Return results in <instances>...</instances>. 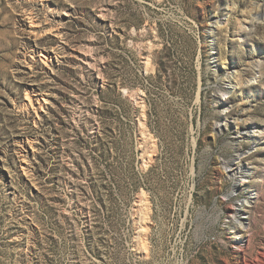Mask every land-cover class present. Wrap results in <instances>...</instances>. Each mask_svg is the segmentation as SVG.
<instances>
[{
  "label": "rangeland",
  "instance_id": "rangeland-1",
  "mask_svg": "<svg viewBox=\"0 0 264 264\" xmlns=\"http://www.w3.org/2000/svg\"><path fill=\"white\" fill-rule=\"evenodd\" d=\"M263 10L0 0V264H264Z\"/></svg>",
  "mask_w": 264,
  "mask_h": 264
},
{
  "label": "bare ground",
  "instance_id": "bare-ground-1",
  "mask_svg": "<svg viewBox=\"0 0 264 264\" xmlns=\"http://www.w3.org/2000/svg\"><path fill=\"white\" fill-rule=\"evenodd\" d=\"M264 11V10H263ZM257 13V12H256ZM261 14H260V12H258L256 15H252V13H247V15H246V17H245V20H251V22L252 21H255V20H258V19H260L261 18V16H260ZM215 24L218 26L219 25V22L218 21H216L215 22ZM32 25V24H31ZM244 27H242L241 28V30L239 31V33H238V36L239 37H241L243 34H244ZM211 31H213L212 29H211ZM29 95V94H28ZM27 96V95H26ZM29 99V98H28ZM239 156H241V154H239ZM238 168V167H237ZM240 169H242V168H240ZM239 168L238 169H236V170H240ZM244 171V173H246V175H248V174H250V170L249 169H244L243 170ZM236 172V171H235ZM241 172H242V170H241ZM240 172V173H241ZM240 219H243V216H242V214H241V216H240ZM243 222L242 221H240V224H242Z\"/></svg>",
  "mask_w": 264,
  "mask_h": 264
}]
</instances>
